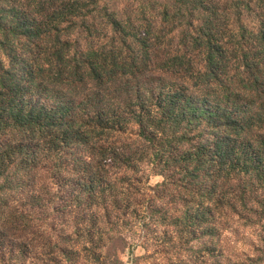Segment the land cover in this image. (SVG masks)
Listing matches in <instances>:
<instances>
[{"label":"trees","instance_id":"16d2710c","mask_svg":"<svg viewBox=\"0 0 264 264\" xmlns=\"http://www.w3.org/2000/svg\"><path fill=\"white\" fill-rule=\"evenodd\" d=\"M236 219L261 231L242 263ZM132 239L264 264V0H0V264Z\"/></svg>","mask_w":264,"mask_h":264},{"label":"rangeland","instance_id":"374dc122","mask_svg":"<svg viewBox=\"0 0 264 264\" xmlns=\"http://www.w3.org/2000/svg\"><path fill=\"white\" fill-rule=\"evenodd\" d=\"M161 181L162 177L153 176L150 184L156 185ZM231 227V231L225 236V246L228 254L232 255L237 263H242L249 256H253V250L258 244L261 231L259 229H250L242 219L233 221ZM134 238L135 236H133ZM133 239L128 240V245L119 254V260L122 264H182L181 259L175 260L176 256L169 252L164 255L161 252L153 253L155 247H149V251H145L141 247L135 248ZM256 259L258 264H261V259Z\"/></svg>","mask_w":264,"mask_h":264}]
</instances>
